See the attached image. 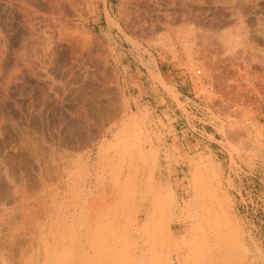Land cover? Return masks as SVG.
Segmentation results:
<instances>
[{"label": "rangeland", "instance_id": "obj_1", "mask_svg": "<svg viewBox=\"0 0 264 264\" xmlns=\"http://www.w3.org/2000/svg\"><path fill=\"white\" fill-rule=\"evenodd\" d=\"M138 1L0 0V264H264V0Z\"/></svg>", "mask_w": 264, "mask_h": 264}, {"label": "crops", "instance_id": "obj_2", "mask_svg": "<svg viewBox=\"0 0 264 264\" xmlns=\"http://www.w3.org/2000/svg\"><path fill=\"white\" fill-rule=\"evenodd\" d=\"M15 176V175H14ZM17 178H18V175H17ZM16 188V187H15ZM17 191L18 192H20V186H19V184H17ZM18 196H19V194H18Z\"/></svg>", "mask_w": 264, "mask_h": 264}, {"label": "bare ground", "instance_id": "obj_3", "mask_svg": "<svg viewBox=\"0 0 264 264\" xmlns=\"http://www.w3.org/2000/svg\"><path fill=\"white\" fill-rule=\"evenodd\" d=\"M135 1H136V3H137L138 0H132V2H135ZM142 1H143V0H142ZM144 2H145V1H144ZM139 3H141V1H140V2L138 1L137 4H139ZM137 4H136V5H137ZM141 4H142V3H141ZM137 6H138V5H137ZM187 54H188V53H187Z\"/></svg>", "mask_w": 264, "mask_h": 264}, {"label": "built area", "instance_id": "obj_4", "mask_svg": "<svg viewBox=\"0 0 264 264\" xmlns=\"http://www.w3.org/2000/svg\"><path fill=\"white\" fill-rule=\"evenodd\" d=\"M197 75H199L200 74V72L199 71H197V73H196Z\"/></svg>", "mask_w": 264, "mask_h": 264}]
</instances>
